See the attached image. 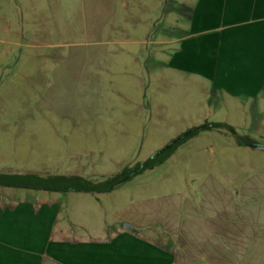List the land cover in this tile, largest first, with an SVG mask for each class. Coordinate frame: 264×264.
I'll return each instance as SVG.
<instances>
[{
    "label": "rangeland",
    "instance_id": "1",
    "mask_svg": "<svg viewBox=\"0 0 264 264\" xmlns=\"http://www.w3.org/2000/svg\"><path fill=\"white\" fill-rule=\"evenodd\" d=\"M182 1L0 0V174L102 180L193 127L235 130L180 142L167 162L111 193L32 192L51 211L50 244L109 242L128 224L167 249L174 233L239 225L238 264H252L254 251L264 264V94L240 105L173 79Z\"/></svg>",
    "mask_w": 264,
    "mask_h": 264
},
{
    "label": "crops",
    "instance_id": "2",
    "mask_svg": "<svg viewBox=\"0 0 264 264\" xmlns=\"http://www.w3.org/2000/svg\"><path fill=\"white\" fill-rule=\"evenodd\" d=\"M178 7L183 20L176 25L184 26V31L172 41L176 44L170 61L176 73L173 79L186 77L201 84L204 93L240 105L260 98L264 94V0H183ZM148 23L150 33L154 27L152 21ZM36 191L0 186V264H238L246 258L245 232L239 225L234 232L220 227L188 236L174 233L165 239L171 244L167 249L151 247L127 228L109 242L54 246L47 232L51 211L45 202L36 201L32 193ZM11 204L17 206L10 209ZM251 235L254 242L260 241V234ZM38 243L43 244L39 249ZM256 258L259 254L254 251L252 264H257Z\"/></svg>",
    "mask_w": 264,
    "mask_h": 264
},
{
    "label": "trees",
    "instance_id": "3",
    "mask_svg": "<svg viewBox=\"0 0 264 264\" xmlns=\"http://www.w3.org/2000/svg\"><path fill=\"white\" fill-rule=\"evenodd\" d=\"M213 129H226L235 133L232 126L225 123H206L200 127L190 129L187 136L181 135L177 142L167 148L162 154L149 159L144 163H138L133 167H125L119 173L110 177L100 179H90L78 175H47L40 176L38 174L28 175H6L0 174L1 187H13L19 189H34L39 191H47L53 193H91V194H107L111 193L134 177L142 175L147 170H152L159 163L164 164L176 152V147L180 142L189 140L198 136L201 132L211 131ZM187 132V133H188ZM176 139V140H177ZM174 140V141H176ZM173 142V141H172Z\"/></svg>",
    "mask_w": 264,
    "mask_h": 264
},
{
    "label": "water",
    "instance_id": "4",
    "mask_svg": "<svg viewBox=\"0 0 264 264\" xmlns=\"http://www.w3.org/2000/svg\"><path fill=\"white\" fill-rule=\"evenodd\" d=\"M189 134V132L188 133H186L184 136H187ZM179 139H177L176 141H173V142H171V143H169L164 149H162L161 151H159L154 157H156V156H158V155H160V154H162L167 148H169L172 144H174L175 142H177ZM260 149H264V147H259ZM126 228H130V229H132L133 227H132V225H126Z\"/></svg>",
    "mask_w": 264,
    "mask_h": 264
}]
</instances>
